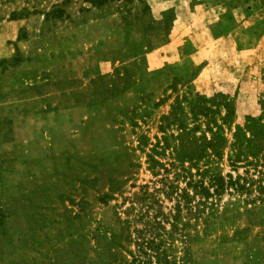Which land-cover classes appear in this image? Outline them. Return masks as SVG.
Returning a JSON list of instances; mask_svg holds the SVG:
<instances>
[{"label": "rangeland", "instance_id": "1", "mask_svg": "<svg viewBox=\"0 0 264 264\" xmlns=\"http://www.w3.org/2000/svg\"><path fill=\"white\" fill-rule=\"evenodd\" d=\"M193 91L225 95L231 131L264 110V0H0V264H96L156 179L161 115ZM219 167L235 175L225 152ZM243 209L190 243L194 264H264V220Z\"/></svg>", "mask_w": 264, "mask_h": 264}, {"label": "trees", "instance_id": "2", "mask_svg": "<svg viewBox=\"0 0 264 264\" xmlns=\"http://www.w3.org/2000/svg\"><path fill=\"white\" fill-rule=\"evenodd\" d=\"M233 115L221 93L206 97L193 91L174 97L158 126L160 132L169 133L145 154L147 169L156 179L151 187L140 185L131 194L123 218L117 217L119 231L109 234L96 264H194L190 243L211 231L224 213L233 216L242 207L247 214L261 213L264 220V110L245 115L231 131ZM167 139L173 140L172 146ZM166 149L169 160L159 161L156 157ZM224 152L234 176L221 174ZM121 186L122 181L110 179L102 198L115 199ZM223 193L233 201L219 211ZM160 196L172 202L166 211Z\"/></svg>", "mask_w": 264, "mask_h": 264}]
</instances>
